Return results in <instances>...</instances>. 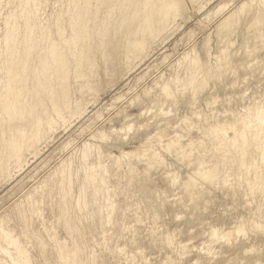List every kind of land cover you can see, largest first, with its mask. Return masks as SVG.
Here are the masks:
<instances>
[{
	"label": "bare ground",
	"instance_id": "1",
	"mask_svg": "<svg viewBox=\"0 0 264 264\" xmlns=\"http://www.w3.org/2000/svg\"><path fill=\"white\" fill-rule=\"evenodd\" d=\"M205 3L204 0H0V180L11 178L12 168L21 169L26 165L25 155L27 153L32 154L35 158L39 154L38 144L54 131L57 124L65 123L67 118H82L85 115L87 104L84 105L78 99L72 98L73 83L77 85L79 92L86 90L97 92L98 84L93 81V78L99 71L100 63L104 66L102 71L109 74L112 72L110 66L113 67L116 61L120 60L129 66L135 60H142L146 56L149 46L168 33L178 17L186 14L188 4L197 9ZM225 9H227V5L220 6L214 12V16L221 14ZM241 17L242 19L244 17L245 29L250 31L249 29L253 28L254 38L260 40L264 46V32L259 27L264 24V0L241 1L218 24L219 29L224 27L223 29L227 31L228 29L225 28L230 29L231 26L236 25L235 23ZM218 39L220 40V38ZM224 42L225 40L221 46ZM230 49L226 46L221 47L214 57L213 66L202 61L198 53H196L197 55H194V52L185 53L176 63L177 67L184 66L183 78L179 76L180 74L178 75V70H175L176 73L171 76V79L169 77V81L173 83L171 85L181 87L183 93L189 94L190 98L195 97L199 90L206 84L208 85L207 81L210 79L218 80L217 78L222 73H226L228 69L233 73L231 56L235 55L233 52V55L230 56L228 53ZM246 49L243 48V52L247 53ZM193 50L191 49V52ZM238 52L239 49L235 53ZM245 55L248 56V53ZM208 56L210 55L208 54ZM250 56L252 57V54ZM255 62L257 61L255 60ZM179 71H182L181 67ZM169 81L162 82L158 88L161 92L159 94H163L167 98L172 97L173 94ZM238 82L236 84H240ZM244 93L242 92V95L240 93L239 98L244 97ZM175 94L177 93L175 92ZM173 98H171V102L174 101ZM261 99L262 101H256L253 97L252 102L248 100L250 103L242 106L237 116L226 117L221 121L216 120L206 127L198 128L187 123V119L182 121L187 123L185 128H188V131H195L198 135L197 147L202 148L203 145H206L205 143L209 142L211 145L212 160L208 164L197 160L196 170L191 172L192 174L189 172L187 180L181 184V188L191 200L196 199L195 197L199 196L198 192L204 189L203 185L201 190L198 189L200 187L197 186V180L210 186L222 183L221 172L229 165L231 158L232 162L238 166L239 182L245 183V187L251 195L256 193L264 195V97ZM261 99L259 98V100ZM241 100L239 99V101ZM159 114L157 115L159 116ZM197 118L199 119V116ZM127 125L125 127L127 131L133 129L132 125L129 123ZM158 129L149 134L147 141L160 143L162 146L161 143H163L166 133L165 130ZM113 131L115 130L113 129ZM106 138L107 135L101 131L91 135L90 140L84 142L78 150L80 156L78 155L77 165L73 163L71 156L63 160L43 179L39 188H33L24 200L16 204L15 217L20 227L19 234H15L5 225L4 218H0V264H34L33 256L24 241L34 242L42 260L41 264H49L45 258L48 249L46 241L52 243L51 249L54 252L55 264H104L98 262L100 258L98 254V256L94 255V250L90 251L88 255V238L97 233V235H101L100 238L103 241H107L106 224L108 223L109 228V222L111 223L114 215H117L120 210L118 207L120 204H116L113 197L115 194H125L129 189L126 187H131L136 178L137 169L133 166L135 163L133 161H146V163L148 162L146 166L149 168L152 166L163 167L164 164L162 155L154 148L146 147V144L135 150H122L118 155L111 156L119 170L118 182L111 186L108 175L110 170L103 161L105 158L103 148L92 141L94 139L105 140ZM67 146L69 143L65 144V147ZM185 148L193 149V142L190 141L183 147L180 145L179 139L174 138L165 144L167 151L174 149L181 152L180 150H185ZM184 150L181 152L182 154L186 151ZM195 150L194 153H197ZM174 153L177 154V151ZM191 153H193L192 150ZM179 156L181 159L179 163H181L183 157ZM189 158L187 157L188 160ZM185 159L184 161H188ZM188 164L191 166L193 163ZM188 164L187 166H189ZM123 165H125L124 170H122ZM167 176L171 186L177 184L174 174ZM215 188L217 187L215 186ZM134 189L136 187L133 188V191ZM237 189L232 187V193H236ZM131 196L133 197V195ZM189 198H187L188 201ZM48 201L50 202L49 211L53 215L54 222L62 227L69 236L68 238L71 237L70 246L57 238L53 225H49L45 219L44 207ZM129 203L127 205L132 206L131 201ZM128 206L126 209L130 208L131 210L132 207L128 208ZM255 213L257 214V212ZM137 220L140 222V219ZM118 228L115 227V230ZM127 228L129 227L127 226ZM257 228L264 231L261 226L257 225ZM110 232L108 230L107 234ZM112 232L114 231L112 230ZM151 233L153 234V232ZM242 233L243 228H237L235 234ZM226 235L224 232L219 233L214 228L210 229V238L208 239L215 240L219 237L224 238ZM161 241L168 248L173 244V240L168 234H164ZM231 241L229 239L228 243ZM89 243L91 244V241ZM179 249H181V251L179 250L181 253L186 251V247L183 245ZM112 252L117 257L123 253L122 248ZM170 262V259L167 258L164 264H170ZM254 264H264V261L255 260Z\"/></svg>",
	"mask_w": 264,
	"mask_h": 264
},
{
	"label": "rangeland",
	"instance_id": "2",
	"mask_svg": "<svg viewBox=\"0 0 264 264\" xmlns=\"http://www.w3.org/2000/svg\"><path fill=\"white\" fill-rule=\"evenodd\" d=\"M204 1L206 3L197 9L188 4L186 14L178 17L175 20L176 22H174L175 24L170 27L171 30L160 40H156L155 43H152L153 45L149 46L146 56L142 60L133 61V64L129 65L130 67L120 62V60L116 61L113 67L110 66L112 72L109 74L102 71L104 66L100 63L99 71L93 78V81L98 84L97 92L87 90L79 92L77 85L73 83L72 98L78 99L84 105L87 104L85 115L82 118H67L65 123L60 122L57 124L54 131L38 144L37 151H39V154L35 158L32 154L27 153L25 155L26 165L21 169L12 168L11 178L0 180V218H4L5 225L12 229L15 234L20 233V227L15 217L17 213L16 204L24 200L33 188L40 187L43 179L59 166L63 160L71 156L70 158L73 159L71 160L77 165L80 156L79 148L84 142L90 140L91 135L101 131L107 135L105 140H91L94 144L103 148L105 155V160L103 159V161L107 165L108 170H110L108 175L111 186L116 185L119 179V170H117L118 168L113 163L111 156L118 155L122 150H135L146 144V147L154 148L162 155L164 164L163 167L159 166L156 168L152 166L153 168H149L146 166V164L148 165L146 161H133V163L135 162L133 166L137 169L136 178L134 179L136 186L133 181L131 187H126V189L129 188L126 190L127 193L125 192L123 195L115 194V199L113 197V201L118 205L120 204L118 206L120 213L117 212L118 216L114 215L111 223L109 222V228L108 223L106 224L105 236L106 238L108 237L107 241L109 243L106 240L103 241L100 238L101 235L96 233L95 236L89 237L90 240L88 238L87 243L91 246H88L87 251L89 250V253L86 251V254L88 253L89 255L90 251L94 250V255H99L100 260L98 259V262L104 264H164L167 258L170 259V264H209L210 262V264H254L255 260L264 261V231L261 228H257V225L264 228V195L260 193L251 195L246 189L245 183L239 182V169L232 162V158L229 165L221 172V184L210 186L197 180V186L200 187L198 188L199 190L204 186V189L201 190L203 194L201 191L198 192L199 196H197L199 198L196 196V199L193 198L191 200L181 188V184L187 180L186 177L196 170V162L201 160L208 164L212 160L210 142L205 143L206 145L202 146V148L204 147L203 149L197 147L198 135L195 131H188V128H185L187 123L193 124L198 128L206 127L216 120L221 121L226 117L237 116L242 106L252 102L251 99L253 97L256 101H262L261 98L264 97V46L260 40L254 38V29L251 28L249 29L250 31L245 29L244 17L243 19L241 17L239 21L237 20L236 25L231 26L230 29L225 28L226 30H233L231 33L228 30L225 31L224 27L219 29L218 26L223 18L243 0ZM224 5H227V9L221 14L214 16L217 8ZM259 27L264 32V24ZM223 35L224 37H222ZM223 40L225 42L221 46ZM253 40L256 42H253ZM254 45L256 46L254 47ZM225 46L228 49L231 48L228 50L230 56L233 55V52L235 55L231 56L233 73L228 69V71L225 70L226 73H222L217 78L218 80H215V78L210 79L207 81L208 85L206 84L199 90L193 98H190L189 94L183 93L181 87L171 85L173 83L169 80L176 73L175 70H178V75L180 74L179 76L183 78L184 66L177 67L176 63L185 53L194 52V55L198 53L202 61L208 63L209 66H213L214 57L218 54L220 48ZM252 47L254 48L252 49ZM243 48H247L249 59L245 55L247 53L243 52ZM191 49H195L197 52L195 50L191 52ZM238 49L239 52L235 53ZM254 49L257 50L255 51ZM249 53L252 54V57ZM244 61L247 62L244 63ZM180 67L182 68L181 72L179 71ZM235 80L236 82L239 81L240 84H236ZM167 81L170 82V88L173 93L172 97H168L169 99L163 94H159L161 92L160 89L158 90L160 84ZM174 88L181 90L178 91L176 89V91ZM242 92L244 97L239 98ZM154 97L158 99L156 100ZM171 98L174 101L171 102ZM238 98L242 100L239 101ZM248 100L251 101L249 102ZM151 103H155L153 104L154 106ZM158 111H162L161 114ZM195 114L199 116V119ZM184 119H187V123L182 122ZM128 123L133 128L129 131L125 128ZM122 128L125 129L122 130ZM156 129L165 130L166 137L161 143L162 146H160V143L147 141L149 134L154 133ZM125 132L128 133L126 134ZM174 138L179 139V143L183 147L192 141L194 148L190 150L185 148L186 151L183 149L185 151L183 154L181 153L183 150H180L181 152L174 149L167 151L165 144ZM66 143H69L68 148L65 147ZM198 149L201 150L199 151ZM191 150L193 153L194 150L197 153L193 154ZM175 151H177V154L174 153ZM204 151L207 153H204ZM179 155H182L181 158L183 157L182 164L179 163L181 160ZM185 155L190 157V162ZM200 155L203 156L201 157ZM184 159L188 161H184ZM188 163L193 164L190 166ZM124 169L125 165L122 166V170ZM173 174L177 179V184L171 186L172 184L170 185L171 182L167 175ZM135 187L136 189L133 191ZM232 187L238 188L236 193H232ZM128 195L131 200H129ZM187 198L191 201H188ZM129 201H131L132 206L129 205ZM127 203H129V206ZM49 205L50 202L48 201L44 207V216L48 221L47 223L53 225L57 238L70 246L72 243L71 237L68 238L69 236L62 227L54 222L53 215L49 211ZM126 206L128 208L132 207V209L130 210L129 208L127 210ZM154 213L156 216L153 215ZM123 218L125 221L122 220ZM137 219H140V222ZM113 225L116 228L119 227L118 230H115ZM239 227L243 228V233L237 235L235 233ZM214 228L219 233L224 232L227 235L224 238L219 237L215 240L208 239L210 238V229ZM108 230L113 234L111 232L107 234ZM164 234H168L173 240V244L169 248L161 241ZM229 239L232 241L228 243ZM90 241L91 244L89 243ZM93 241L95 242L92 243ZM24 242L33 256L34 264H41L42 260L34 242ZM46 242L48 249L45 258L49 264H55L54 252L51 249L52 243L50 241ZM181 245L186 247V251L183 253L179 252V250L181 251L179 249ZM104 247L107 249L105 250ZM120 248H122L123 253L117 257L112 251L115 249L120 250Z\"/></svg>",
	"mask_w": 264,
	"mask_h": 264
}]
</instances>
